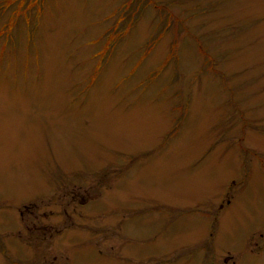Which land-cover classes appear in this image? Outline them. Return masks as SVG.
<instances>
[{
	"label": "rangeland",
	"instance_id": "obj_1",
	"mask_svg": "<svg viewBox=\"0 0 264 264\" xmlns=\"http://www.w3.org/2000/svg\"><path fill=\"white\" fill-rule=\"evenodd\" d=\"M0 264H264V0H0Z\"/></svg>",
	"mask_w": 264,
	"mask_h": 264
}]
</instances>
